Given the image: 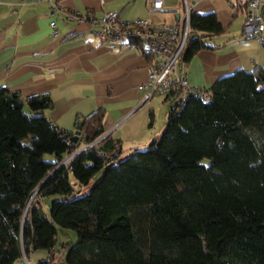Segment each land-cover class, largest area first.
<instances>
[{
	"label": "trees",
	"instance_id": "1",
	"mask_svg": "<svg viewBox=\"0 0 264 264\" xmlns=\"http://www.w3.org/2000/svg\"><path fill=\"white\" fill-rule=\"evenodd\" d=\"M250 1L230 2L232 16ZM189 23L181 74L226 33L216 13ZM125 44L143 54L138 40ZM252 71L218 79L207 103L175 86L159 138L123 160L103 108L77 116L72 143L45 114L49 93L0 87V264H59V228L77 235L66 264H264V67Z\"/></svg>",
	"mask_w": 264,
	"mask_h": 264
},
{
	"label": "crops",
	"instance_id": "2",
	"mask_svg": "<svg viewBox=\"0 0 264 264\" xmlns=\"http://www.w3.org/2000/svg\"><path fill=\"white\" fill-rule=\"evenodd\" d=\"M189 1L193 12L216 13L218 22L226 28V33L213 40L217 45L223 43L219 50L199 51L190 60L185 71L189 86L209 89L218 79L236 70L264 67L262 41L243 36L245 14L232 16L235 9L230 2L235 0ZM150 2L59 0L62 6L56 19L59 33L53 38L50 4L40 0H31L26 5L0 0V87L15 91L22 99L49 93L53 106L45 111L46 116L72 133L78 115L86 116L103 108L105 135L112 134L130 152L146 148L165 129L169 111L166 110L159 126L158 99L153 97L142 104L138 85L148 79L143 54L127 46L125 40L102 42L93 34L96 27L88 22L68 21L66 14L72 10L87 11L101 18L108 12H117L119 20L125 23L146 18L166 24L176 23L184 14L182 0H165L163 9L156 11L150 8ZM160 96L164 95L157 97ZM45 257L47 253H35L30 260L36 263Z\"/></svg>",
	"mask_w": 264,
	"mask_h": 264
},
{
	"label": "built area",
	"instance_id": "3",
	"mask_svg": "<svg viewBox=\"0 0 264 264\" xmlns=\"http://www.w3.org/2000/svg\"><path fill=\"white\" fill-rule=\"evenodd\" d=\"M17 4H28L31 0H11ZM50 4L49 15L52 20L49 22L53 38H56L57 29L56 19L62 11L59 0H40ZM165 0H151L152 10L163 9ZM189 0H182L181 6L184 14L178 17L176 23H153L150 20L133 19L132 22L123 23L119 20L120 14L108 12L103 17L93 15L91 12H78L75 10L66 14L68 21L77 23L88 22L96 27L93 34L101 39L102 42L112 41L118 43L121 40H138L143 54L149 57L147 62L148 79L145 84L138 85L142 92V104H147L151 98L159 95H167L172 92L175 86L181 87L186 96L201 98L204 102H209L208 89L202 87L189 86L186 73H179V57L183 53L184 46L188 40L190 28V16L193 11ZM264 0H252L248 3V10L245 14L242 34L246 39L260 40L264 38V21L261 20L262 6ZM122 25L120 26V24ZM82 148L81 150H83ZM80 150V151H81ZM76 154V153H75ZM72 155L67 157L63 163L69 161ZM62 163V164H63Z\"/></svg>",
	"mask_w": 264,
	"mask_h": 264
},
{
	"label": "rangeland",
	"instance_id": "4",
	"mask_svg": "<svg viewBox=\"0 0 264 264\" xmlns=\"http://www.w3.org/2000/svg\"><path fill=\"white\" fill-rule=\"evenodd\" d=\"M156 98L155 99H158V104L161 108H158L156 109V112H157V117H156V120H157V124L159 126L162 125V122H163V119H164V116L166 114V110L169 109V103H165L164 102V96H160V97H157L155 96ZM163 131V130H162ZM162 133V132H161ZM161 133H157V137L159 138V136L161 135ZM25 143H27V141H24ZM147 148V147H146ZM146 148L142 149H137V150H142L144 151ZM123 155H121L120 157V160H123L125 159V157H127L128 155H132L133 152L135 151H131L130 150H127V148L124 146L123 147ZM52 155H46L44 159L46 160H49L52 159ZM97 179V178H96ZM95 179V180H96ZM50 201L51 199H46L44 202V212L47 214V208H48V204H50ZM56 240H57V244H56V249H57V257L56 259L59 261V264H66L64 259L67 255V250L69 248V246L71 245H74L76 244L77 242V235H76V231L74 230H71V228H65V229H61L59 228L58 229V232H57V235H56ZM22 264H28L27 262H23Z\"/></svg>",
	"mask_w": 264,
	"mask_h": 264
},
{
	"label": "water",
	"instance_id": "5",
	"mask_svg": "<svg viewBox=\"0 0 264 264\" xmlns=\"http://www.w3.org/2000/svg\"><path fill=\"white\" fill-rule=\"evenodd\" d=\"M75 131L73 132V134L71 136H69V134L65 133L62 138L63 139H68L70 140V142L72 143H78L79 142V139H80V135H81V132H82V127H81V124H77L76 127H75ZM21 262H25V259H22Z\"/></svg>",
	"mask_w": 264,
	"mask_h": 264
}]
</instances>
